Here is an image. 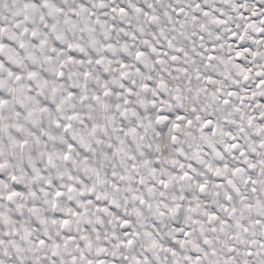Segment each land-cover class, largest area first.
Instances as JSON below:
<instances>
[{"label": "snow or ice", "instance_id": "6c2138e0", "mask_svg": "<svg viewBox=\"0 0 264 264\" xmlns=\"http://www.w3.org/2000/svg\"><path fill=\"white\" fill-rule=\"evenodd\" d=\"M0 264H264V0H0Z\"/></svg>", "mask_w": 264, "mask_h": 264}]
</instances>
